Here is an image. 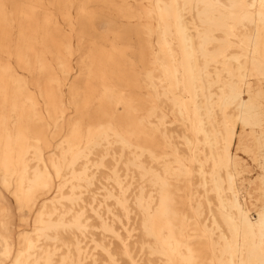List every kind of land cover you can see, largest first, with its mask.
Returning <instances> with one entry per match:
<instances>
[{
    "label": "bare ground",
    "instance_id": "1",
    "mask_svg": "<svg viewBox=\"0 0 264 264\" xmlns=\"http://www.w3.org/2000/svg\"><path fill=\"white\" fill-rule=\"evenodd\" d=\"M263 102L264 0H0V264H264Z\"/></svg>",
    "mask_w": 264,
    "mask_h": 264
},
{
    "label": "rangeland",
    "instance_id": "2",
    "mask_svg": "<svg viewBox=\"0 0 264 264\" xmlns=\"http://www.w3.org/2000/svg\"><path fill=\"white\" fill-rule=\"evenodd\" d=\"M101 5H95L94 8H101ZM121 24H125L124 21H119ZM59 24L63 29H66L65 27V23L62 20H59ZM99 30H104L103 24L99 26ZM255 88L252 90V92H255ZM264 106V102L262 103ZM261 121H262V127L259 126H250L247 129V138H245V144L250 145L251 143H253V139L251 137V133H253L255 135V137H260L262 135H264V107L261 108ZM169 119L173 122V124H171V128L177 132V133H181V129L178 127V122L176 121V119L169 115ZM239 156L241 159V162L244 164V167L246 169L247 172H245L246 174H244V177H246L249 180H255L257 177L261 176L264 174V170L262 169V164L261 162L264 161V154H260L259 151L255 152V157H256V161H252L249 157V155L242 153L239 151Z\"/></svg>",
    "mask_w": 264,
    "mask_h": 264
}]
</instances>
